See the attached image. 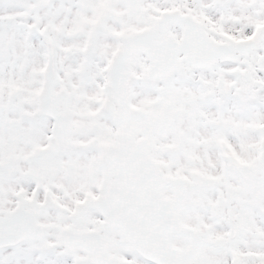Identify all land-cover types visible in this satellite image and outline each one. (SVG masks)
<instances>
[{
    "label": "snow or ice",
    "instance_id": "6c2138e0",
    "mask_svg": "<svg viewBox=\"0 0 264 264\" xmlns=\"http://www.w3.org/2000/svg\"><path fill=\"white\" fill-rule=\"evenodd\" d=\"M0 264H264V0H0Z\"/></svg>",
    "mask_w": 264,
    "mask_h": 264
}]
</instances>
